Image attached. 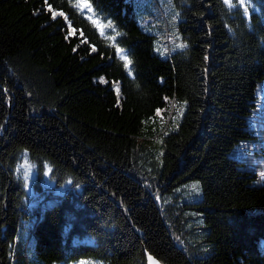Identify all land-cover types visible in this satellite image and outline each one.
Wrapping results in <instances>:
<instances>
[{"label":"trees","instance_id":"obj_1","mask_svg":"<svg viewBox=\"0 0 264 264\" xmlns=\"http://www.w3.org/2000/svg\"><path fill=\"white\" fill-rule=\"evenodd\" d=\"M82 1L0 0V264H264V0Z\"/></svg>","mask_w":264,"mask_h":264},{"label":"rangeland","instance_id":"obj_2","mask_svg":"<svg viewBox=\"0 0 264 264\" xmlns=\"http://www.w3.org/2000/svg\"><path fill=\"white\" fill-rule=\"evenodd\" d=\"M134 5L135 9V20L139 28L154 37L153 53L158 56L160 59H167L169 56L181 49L184 48V43L180 39L179 33L176 29V14L172 9L170 0H130ZM241 4L254 8L252 3L239 0ZM80 4H83L82 0H79ZM157 2L160 7L161 20H153L150 16L151 13L156 14V11L152 8V4ZM85 14L89 19H91L98 26L99 30L102 31V24L99 23L97 17L93 11L85 6ZM98 21V22H97ZM125 59V57L122 56ZM260 122V121H259ZM258 121L252 123L253 129L258 133H264L261 130H264V124ZM252 152H246L243 157L250 162V164L257 169V173L261 176V173L264 172V159L260 158H251L253 154V149L250 148ZM237 153V152H236ZM233 156L236 157L237 154ZM18 172L21 174L26 188V193L29 197H33V182L36 178V171L33 164L28 162L27 158H23L22 162L18 167ZM42 185L47 188H54V183L49 180L47 169L44 171L42 176ZM262 179V177H261ZM260 184V183H259ZM66 189L65 186L61 188L54 189V193L62 194ZM51 203H49L50 205ZM75 264H94L88 261H80Z\"/></svg>","mask_w":264,"mask_h":264},{"label":"water","instance_id":"obj_3","mask_svg":"<svg viewBox=\"0 0 264 264\" xmlns=\"http://www.w3.org/2000/svg\"><path fill=\"white\" fill-rule=\"evenodd\" d=\"M83 9H84V7H83ZM145 262H146V264H161L154 257H152L151 255H148V254L145 255Z\"/></svg>","mask_w":264,"mask_h":264},{"label":"snow or ice","instance_id":"obj_4","mask_svg":"<svg viewBox=\"0 0 264 264\" xmlns=\"http://www.w3.org/2000/svg\"><path fill=\"white\" fill-rule=\"evenodd\" d=\"M226 2H228V0H226ZM54 15H56V14L54 13ZM261 177H262V179H264V172L261 173ZM197 187H198V186L195 185V184L192 185V188H193V189H196Z\"/></svg>","mask_w":264,"mask_h":264}]
</instances>
